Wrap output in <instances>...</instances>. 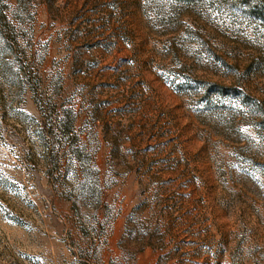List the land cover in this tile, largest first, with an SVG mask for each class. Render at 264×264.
I'll list each match as a JSON object with an SVG mask.
<instances>
[{"label": "rangeland", "instance_id": "obj_1", "mask_svg": "<svg viewBox=\"0 0 264 264\" xmlns=\"http://www.w3.org/2000/svg\"><path fill=\"white\" fill-rule=\"evenodd\" d=\"M0 264H264V0H0Z\"/></svg>", "mask_w": 264, "mask_h": 264}]
</instances>
